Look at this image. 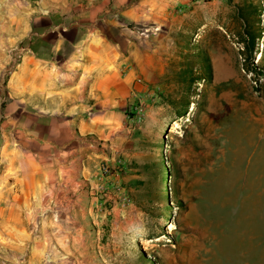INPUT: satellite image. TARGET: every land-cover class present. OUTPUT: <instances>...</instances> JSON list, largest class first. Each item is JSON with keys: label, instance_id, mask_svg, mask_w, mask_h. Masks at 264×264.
Wrapping results in <instances>:
<instances>
[{"label": "rangeland", "instance_id": "374dc122", "mask_svg": "<svg viewBox=\"0 0 264 264\" xmlns=\"http://www.w3.org/2000/svg\"><path fill=\"white\" fill-rule=\"evenodd\" d=\"M255 1L264 25V0ZM243 2L0 0L8 20L19 9L71 13L75 22L98 6L108 26L161 48L165 67L126 98L123 126L110 130L103 157L80 178L76 206H24L7 225L1 206L0 264H264V33L253 68L234 7ZM18 46L2 51L11 59L0 105ZM200 46L213 76L178 118L168 102L181 94L173 70L181 51Z\"/></svg>", "mask_w": 264, "mask_h": 264}, {"label": "crops", "instance_id": "0c3cea01", "mask_svg": "<svg viewBox=\"0 0 264 264\" xmlns=\"http://www.w3.org/2000/svg\"><path fill=\"white\" fill-rule=\"evenodd\" d=\"M17 11L9 20L0 12V77L11 59L2 51L21 43L22 53L0 105L4 225L24 206H76L80 178L123 126L126 98L165 72L161 48L108 26L98 6L75 22L71 13Z\"/></svg>", "mask_w": 264, "mask_h": 264}, {"label": "trees", "instance_id": "16d2710c", "mask_svg": "<svg viewBox=\"0 0 264 264\" xmlns=\"http://www.w3.org/2000/svg\"><path fill=\"white\" fill-rule=\"evenodd\" d=\"M233 5L234 0H228ZM236 16L242 25L240 37L251 51L250 64L255 68L253 52L255 51L264 33L262 25V6L255 0H244L241 5H234ZM264 55V52L262 53ZM171 80L177 84L179 95L172 94L168 99L169 105L175 110L178 118L185 117L189 113L191 104H197L196 98L199 83L210 82L213 76V68L208 51L202 46L198 50L188 49L181 51V59L173 70ZM178 92V93H179Z\"/></svg>", "mask_w": 264, "mask_h": 264}, {"label": "bare ground", "instance_id": "6f19581e", "mask_svg": "<svg viewBox=\"0 0 264 264\" xmlns=\"http://www.w3.org/2000/svg\"><path fill=\"white\" fill-rule=\"evenodd\" d=\"M257 55H259L257 63L260 64L261 62H263L264 60V55H262L261 53H258ZM17 202V201H16ZM14 227V226H13ZM136 242V241H135ZM148 248V247H147Z\"/></svg>", "mask_w": 264, "mask_h": 264}]
</instances>
